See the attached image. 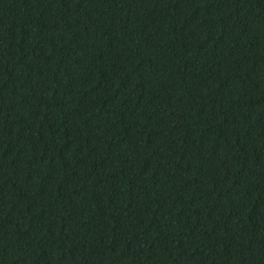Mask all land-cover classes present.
Segmentation results:
<instances>
[{
	"label": "trees",
	"instance_id": "obj_1",
	"mask_svg": "<svg viewBox=\"0 0 264 264\" xmlns=\"http://www.w3.org/2000/svg\"><path fill=\"white\" fill-rule=\"evenodd\" d=\"M0 264H264V0H0Z\"/></svg>",
	"mask_w": 264,
	"mask_h": 264
}]
</instances>
